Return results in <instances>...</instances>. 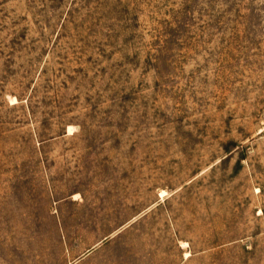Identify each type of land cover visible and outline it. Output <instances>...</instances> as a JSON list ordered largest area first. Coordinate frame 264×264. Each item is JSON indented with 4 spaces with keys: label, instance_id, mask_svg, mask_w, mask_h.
I'll list each match as a JSON object with an SVG mask.
<instances>
[{
    "label": "rangeland",
    "instance_id": "374dc122",
    "mask_svg": "<svg viewBox=\"0 0 264 264\" xmlns=\"http://www.w3.org/2000/svg\"><path fill=\"white\" fill-rule=\"evenodd\" d=\"M0 264H264V0H0Z\"/></svg>",
    "mask_w": 264,
    "mask_h": 264
}]
</instances>
